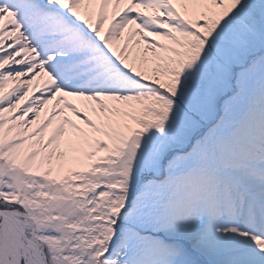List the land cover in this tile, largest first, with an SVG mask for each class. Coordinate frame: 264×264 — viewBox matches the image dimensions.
<instances>
[{
	"label": "snow or ice",
	"instance_id": "snow-or-ice-1",
	"mask_svg": "<svg viewBox=\"0 0 264 264\" xmlns=\"http://www.w3.org/2000/svg\"><path fill=\"white\" fill-rule=\"evenodd\" d=\"M0 264H264V0H0Z\"/></svg>",
	"mask_w": 264,
	"mask_h": 264
}]
</instances>
